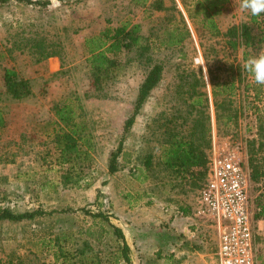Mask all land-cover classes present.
I'll use <instances>...</instances> for the list:
<instances>
[{"label": "rangeland", "instance_id": "rangeland-1", "mask_svg": "<svg viewBox=\"0 0 264 264\" xmlns=\"http://www.w3.org/2000/svg\"><path fill=\"white\" fill-rule=\"evenodd\" d=\"M40 1L46 4L14 0L0 5V110L6 119L0 127V207L54 212L32 220L0 221L1 264H53L55 248L47 242L63 233L67 248L96 253L101 264H128L112 225L125 233L131 264H204L216 250L217 235L212 223L196 217L193 209L209 172L203 178L181 180L157 163L161 153L158 120L163 113L176 114L178 108L186 112L192 101L189 84L196 79L205 80L206 85H198L197 90L211 97L210 71L227 77L224 65L244 64L264 50V43L258 52L247 49L244 60L245 48L232 51L222 35L197 28L188 18L187 8L195 0H163L165 9L161 10L151 4L153 0L146 4L136 0ZM239 5L240 0H227L216 15L222 32L250 19V13ZM128 19L140 23L151 37L154 46L149 53L165 65V72L127 135L120 170L110 173V156L119 146L148 66L130 53L123 73L97 91L85 39L107 23L117 26ZM182 19L191 36L178 47L158 48L164 29ZM5 68L15 69L30 81V96L16 100L6 94ZM248 79L256 84L249 73ZM239 92L232 97L233 107L240 109L238 117L227 122L217 120L211 101L213 144L208 167L217 151L239 152L254 217L256 264H264V211L255 217L264 208V137L257 134L256 112L264 100H252L250 91L248 104L243 89ZM67 98H75L83 107L96 143L95 163L78 187L61 182L67 166L58 163L54 142L58 127L54 109ZM252 141L257 151L251 156ZM149 152L155 155L154 169L146 171L148 178L140 182L131 171L142 165L140 157ZM251 159L258 167V180L251 178ZM84 208L109 218L95 217Z\"/></svg>", "mask_w": 264, "mask_h": 264}, {"label": "trees", "instance_id": "trees-1", "mask_svg": "<svg viewBox=\"0 0 264 264\" xmlns=\"http://www.w3.org/2000/svg\"><path fill=\"white\" fill-rule=\"evenodd\" d=\"M14 0H0V5H5ZM27 4H46L40 0H15ZM149 0H136L137 4H146ZM227 0H195L193 7L187 8L188 18L203 30L212 34L222 35L225 43L232 51L245 48L243 59L248 58V51L258 52L264 43V14L254 17L250 14L248 21L231 25L225 32L220 30L216 15L222 10ZM156 9H165L163 0H153L151 3ZM174 8H177L174 6ZM182 23H175L164 29L159 39L158 48L178 47L182 45L190 36L191 31L184 19ZM110 22V21H109ZM151 37L142 31V26L131 19L122 21L114 26L107 23L97 34L85 39V47L88 52L87 62L90 67L92 84L97 91H103L109 84L114 82L125 68V63L131 58H126L130 53H135L136 58L144 61L148 66L145 78L139 85L137 98L132 113L127 117L123 126V133L118 148L112 152L108 169L110 173L118 172L121 168L119 157L124 152V142L131 131L137 116L140 114L144 104L148 100L152 91L161 83L164 75L165 65L155 61L150 55V50L154 44ZM125 57L127 61L121 60ZM244 64L238 62L229 63L223 66V71L227 77L214 75L210 71L211 97L208 92L197 90L198 85H206L205 80H194L189 84L188 93L192 101L187 104L186 112L182 108L177 109L176 114L168 116L163 113L158 120L159 140L161 153L158 164L168 171L175 178L188 180L189 178H203L209 172V151L213 144L212 139V115L210 113L211 101L214 105L217 120L224 119L230 121L238 117L237 108L233 107L234 96L240 94L243 89V99L251 102L250 91H253L254 101L264 100V86L253 84L248 79V72L244 70ZM203 71L202 69H200ZM4 80L6 84V94L12 99L22 100L32 94L30 81L19 76L13 68H5ZM182 89H184V85ZM107 96L108 93H100ZM257 114V134L264 137V106H256ZM58 127L54 131V142L58 152L57 161L61 165H66L61 175V182L64 185L80 186L88 171L95 163L94 150L96 147L94 135L89 122L83 112L81 104L75 98H67L62 104H58L54 109ZM165 114V115H164ZM6 119L0 110V127L4 126ZM251 156L256 153L255 143L252 141ZM153 152L146 153L142 157L141 166H136L131 171L133 177L140 182L148 178L146 171L153 170ZM253 172L251 178L258 180L259 171L254 159H251ZM85 213L95 217L108 220V215L101 211L93 212L84 208ZM185 212L186 209L184 210ZM264 208L256 214L258 218ZM54 211H46L42 208L25 211H15L9 207H0V221H24L32 220L36 217L52 214ZM113 233L121 240L119 251L124 261L131 264L130 245L127 242L123 229L117 225H112ZM90 234V232H88ZM185 236L186 234L183 233ZM66 234L56 235L47 243H53L54 258L53 264H101L100 257L96 253H87L82 250L67 248ZM100 238V237H99ZM2 259L0 258V264Z\"/></svg>", "mask_w": 264, "mask_h": 264}, {"label": "built area", "instance_id": "built-area-1", "mask_svg": "<svg viewBox=\"0 0 264 264\" xmlns=\"http://www.w3.org/2000/svg\"><path fill=\"white\" fill-rule=\"evenodd\" d=\"M193 211L216 230V250L204 264H256L247 176L236 149L214 154Z\"/></svg>", "mask_w": 264, "mask_h": 264}, {"label": "clouds", "instance_id": "clouds-1", "mask_svg": "<svg viewBox=\"0 0 264 264\" xmlns=\"http://www.w3.org/2000/svg\"><path fill=\"white\" fill-rule=\"evenodd\" d=\"M239 6L254 17L264 14V0H240ZM243 67L254 78L257 85L264 86V50L257 55L250 56ZM205 74L207 75L206 67Z\"/></svg>", "mask_w": 264, "mask_h": 264}]
</instances>
